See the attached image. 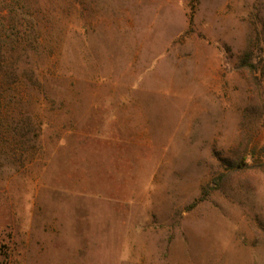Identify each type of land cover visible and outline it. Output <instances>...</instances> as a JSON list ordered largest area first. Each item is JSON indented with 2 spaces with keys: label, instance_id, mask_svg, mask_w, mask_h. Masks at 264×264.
<instances>
[{
  "label": "rangeland",
  "instance_id": "obj_1",
  "mask_svg": "<svg viewBox=\"0 0 264 264\" xmlns=\"http://www.w3.org/2000/svg\"><path fill=\"white\" fill-rule=\"evenodd\" d=\"M8 3L0 264H264V0Z\"/></svg>",
  "mask_w": 264,
  "mask_h": 264
},
{
  "label": "trees",
  "instance_id": "obj_2",
  "mask_svg": "<svg viewBox=\"0 0 264 264\" xmlns=\"http://www.w3.org/2000/svg\"><path fill=\"white\" fill-rule=\"evenodd\" d=\"M8 1L9 0H0V100L3 97L5 89L8 88V85L11 86L16 83L18 76L15 63L7 62V59L11 54L19 51L16 46L17 38H15V36L11 41L6 43L5 38L3 37L4 30H6V24L3 23L5 18L3 11L6 6H9ZM10 22L11 27H13V18H11Z\"/></svg>",
  "mask_w": 264,
  "mask_h": 264
}]
</instances>
